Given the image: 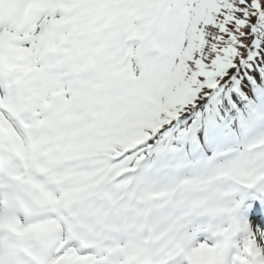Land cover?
Listing matches in <instances>:
<instances>
[{
	"label": "snow or ice",
	"instance_id": "1",
	"mask_svg": "<svg viewBox=\"0 0 264 264\" xmlns=\"http://www.w3.org/2000/svg\"><path fill=\"white\" fill-rule=\"evenodd\" d=\"M0 264H264V0H0Z\"/></svg>",
	"mask_w": 264,
	"mask_h": 264
}]
</instances>
